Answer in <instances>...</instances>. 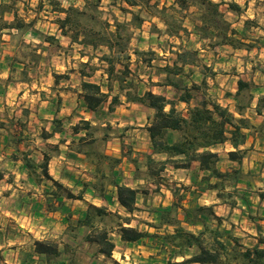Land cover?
Returning a JSON list of instances; mask_svg holds the SVG:
<instances>
[{"label": "trees", "instance_id": "trees-1", "mask_svg": "<svg viewBox=\"0 0 264 264\" xmlns=\"http://www.w3.org/2000/svg\"><path fill=\"white\" fill-rule=\"evenodd\" d=\"M19 1L21 0H0V34L10 33L13 29L22 33L32 31L44 42L60 46L55 35L43 34L34 27V19L26 21V16L19 15ZM82 1L81 5L68 6H62L58 0H48V3L51 11L56 14L54 23L60 35L69 40L68 48L79 46V94L86 109L92 113V119L80 120L85 133L79 138L78 145H84L87 149L81 152V148H78L93 166L91 174L94 181L84 183L81 191L75 195L49 175L48 163L52 155L46 151L37 164L29 158L27 151H23L20 160L27 176L37 180H50L58 189L64 190L65 199L82 200L83 192L88 187L93 190L94 195L105 199L108 186H112L119 205L132 215L138 210L136 201L139 189L119 180L122 176V158L129 159L130 152L121 151L117 157L99 151L94 146L96 138L92 135L97 128L106 132L110 126L106 117L122 101L136 103L151 110L144 127L150 145V152L146 154L148 171L154 172V176L158 177L168 166L174 169L188 168L193 162H197L198 170L203 174L194 178L190 185L180 184L175 188H167L174 196L171 204L149 210L155 215V223H148L149 226L156 230L166 228L163 232L142 231L129 225V216L122 217L119 214L116 215L120 220L116 228H109L103 224L104 218L109 215L103 205L88 204L72 221L73 214L64 208V199H58L57 190L51 191L48 196L54 197L57 202L47 199L45 206L50 211L58 208L64 211V236L75 238L77 231L84 229L82 242L96 246L97 253L106 257H110L115 249L112 232L116 229L123 242H136L149 237L158 242L159 251H170L175 257H182L180 261L167 258L165 264H264V236L261 233L257 234L256 243L252 247H245L238 237L223 227L224 218L215 213L212 205L200 204L198 201L202 193L208 190L214 191L216 197L229 207L237 204L236 198L241 197L237 190L238 183L249 175V171H243L240 167L247 150L244 147L247 131L264 134V119L259 125H253L245 116L254 98L255 85L252 82L239 78L235 92L226 94L233 99V111L221 105L207 92V77L213 80L216 73L211 66L201 63L200 50H214L223 45L250 49V45L238 37V31L225 18L221 10L224 2L174 0L169 6H159V1L112 0L111 4L117 6L122 14L130 15L121 21L113 12L104 10L102 0ZM133 8L139 11L135 12ZM228 8L237 11L240 9L233 3L228 4ZM22 9L27 11V5ZM140 11L157 17L165 26L164 34L179 40L176 44L170 43L167 51L163 50L164 53L172 54L174 59L171 64L157 68L160 78L152 81L148 77V82L153 86L170 87L174 97L170 98L150 89L140 93L134 81L130 68L131 56L134 55L137 62L149 64L156 55L151 49L130 50L134 31L140 29L145 20ZM6 13L12 15L11 21L5 19ZM185 20L190 22V29L185 26ZM151 32L162 33L155 25ZM190 35L196 37L199 47L188 48L183 44V38L189 39ZM146 55L149 58L143 59L142 56ZM32 56L36 63L41 53L34 49ZM84 57L85 61L82 60ZM97 71L106 76L105 90L99 83L90 80ZM20 72L21 81H25V68ZM196 73L200 75L199 81L194 77ZM195 94L198 95V100L192 103ZM179 104H183V108H179ZM262 106L264 95L259 96L256 104L258 114H261ZM52 126V130L44 133L43 137H50L61 131L59 119H52ZM73 130L77 134L79 127L75 125ZM14 142L18 148L21 139L15 138ZM224 144L230 146L228 160L236 162L237 166L223 170L218 167L220 155L215 147ZM54 148L57 149V145ZM153 155L159 156V159H155ZM11 159L17 160L16 155L12 154ZM130 161L135 164L136 159L132 158ZM2 178L3 174L0 172V180ZM155 190H159V185ZM258 196L263 198L264 190ZM250 219L253 221L255 218L250 216ZM63 238L34 240V252L43 258L40 264H81L75 258L76 248ZM190 250L192 252L188 254Z\"/></svg>", "mask_w": 264, "mask_h": 264}, {"label": "rangeland", "instance_id": "rangeland-1", "mask_svg": "<svg viewBox=\"0 0 264 264\" xmlns=\"http://www.w3.org/2000/svg\"><path fill=\"white\" fill-rule=\"evenodd\" d=\"M58 1L62 6L83 3L82 0ZM154 1H159V6H169L174 0H151V3ZM23 2L27 5V11L22 9L25 5ZM111 3L112 0H102L105 11L113 12L121 21L130 17L129 14H122L117 6ZM17 8L19 15L26 16V21L34 19V27L41 33L55 35L60 46L44 42L32 31L10 32L6 43H4L5 36L2 37L3 33L0 34V172L3 174L0 181V252L5 250L3 254L0 253V264H5L4 260L11 263L15 261L13 248L17 246L22 248L19 249L16 261L20 260V264H40L43 258L32 251L34 240L42 238L60 240L59 234L65 224L64 221L60 223L54 217V211L46 208L47 199H54V203L57 202L54 197L50 198L48 193L57 190L58 199H65V194L64 190L58 189L46 178L37 180L27 176L20 160L23 151H27L29 158L35 164L42 160L44 151L55 157V164H52L51 168H64L66 173L63 177L70 186L64 184L65 182L56 181L75 195L81 191L84 183H91L86 179L88 173H92L93 166L81 153L87 149L86 146L78 145L79 138L85 133L80 120L87 117V109L79 94L81 81L78 73L81 61L78 53L79 46L73 45L72 48H68L69 40L60 35L54 23L56 14L51 11L48 0H21L17 2ZM132 10L139 11L137 8ZM140 14L145 20L140 30L134 31L130 50L151 49L156 55L149 64L137 62L133 60L135 56H131L130 68L138 91L141 93L150 89L155 93L174 97L171 88L153 86L148 82V77H151L152 81L160 78L157 68L167 63L171 64L174 59L172 54L164 53L163 50L167 51L170 43L176 44L179 40L166 37L162 33L151 32L153 25L159 29V20L153 19V16L145 11H140ZM4 17L8 21L12 20H9L12 18L9 13H6ZM249 26H251L250 23L238 30V37L248 43L250 49L219 46L214 50L206 48L205 52H199L201 63L211 66L216 73L213 80L208 78L206 73L209 84L207 92L215 99L223 95L224 90L226 94L231 93L229 90L235 85L236 77L255 85L254 96L260 95L259 93L264 90V48L259 50V47H264V35L260 36L258 30H250ZM183 39L186 47L197 48L196 43L199 42L196 39L192 40L190 37ZM34 49L41 53L36 63L32 56ZM142 57L147 59L149 55ZM82 60L85 61L86 58ZM23 68L26 70L25 81H21L20 71ZM194 77L199 81V74L196 73ZM90 80L99 83L105 90L106 79L101 72H95ZM115 91L114 89L113 93ZM228 99L232 97L228 96ZM197 100L198 95L195 94L192 103ZM178 107L183 108V105L179 104ZM150 114L151 110L140 105L127 104L125 101L116 107L114 113L106 117L110 125L106 132L99 128L93 131L92 135L96 138L94 146L99 151L109 155H120L121 151L129 150L130 158H126L123 168L120 167L122 174L127 173V175L119 180L137 187L140 191L137 196L138 210L130 215L116 202L117 200L112 199L114 196L112 189L107 188L103 202L109 215L104 218L103 224L109 228H116L120 222L116 215L119 214L122 217L129 216L131 225L138 229L154 232V229H149L151 227L148 223H155V215L149 210L162 203H164L162 206L171 204L174 196L166 189L178 187L179 178L184 179L183 182L188 180L190 185L194 178L197 179L200 176L194 167L178 171L168 166L158 177L154 176V172L147 170L145 149L148 140L142 125H146ZM54 118L60 120L61 131L50 137H43L44 133L52 130ZM75 125L79 127L77 134L73 130ZM18 137L21 142L16 148L14 139ZM55 145L57 149L54 148ZM78 147L81 148V152ZM116 148L121 151L115 152ZM218 152L220 169L237 166L227 161L222 148L218 147ZM12 154L16 155L17 160L11 159ZM252 154L250 151L244 162L243 169L248 170L249 175L238 183L237 190L241 197L236 198L237 204L234 207L221 206L215 209L225 220L222 223L223 227L238 237L245 247H252L255 244L254 234L261 233L264 236V197L258 196L259 192L264 190V164L259 160L258 155L253 154V157H250ZM59 155L63 157V160L58 158ZM132 158L136 159L135 164L131 163ZM154 158L159 159V156ZM59 160L61 163L57 162ZM36 169L39 171L38 168ZM157 185L162 190H155ZM83 196L89 198L85 192ZM202 200H205L203 201L205 205H213L211 201L216 200L215 193L206 191ZM85 207V202L64 200L66 211H71L76 217ZM56 210L58 213L64 212L60 208ZM250 216H253L256 221H252ZM165 230L167 229L162 228L158 232ZM77 233L75 238L63 236V239L76 248L75 258L81 264H163L167 258L178 261V257H175L172 252L159 251L158 242L149 237H144L135 243H121L112 236L115 249L111 257H106L97 253L96 246L82 242L84 229H79ZM57 235V238L53 237ZM191 252L192 250L188 251V254Z\"/></svg>", "mask_w": 264, "mask_h": 264}, {"label": "crops", "instance_id": "crops-1", "mask_svg": "<svg viewBox=\"0 0 264 264\" xmlns=\"http://www.w3.org/2000/svg\"><path fill=\"white\" fill-rule=\"evenodd\" d=\"M215 1H223L224 2L221 5V10L224 13L225 18L231 23V26L233 28H235L237 31L243 29V27H246V25L248 26V24L250 23L251 24V26H249V29L250 30H252V29L258 30L260 36H263L264 35V0H215ZM160 3H162V1ZM232 3L238 5V7H240V9L237 11V10H232V9L228 8V4H232ZM9 15H11V14H9ZM231 17H233V18H231ZM259 17L261 19H258ZM11 19L12 18H10L9 20H11ZM153 19L159 20L157 17H153ZM159 24H160L159 29L162 31V34L165 35L166 37H168L166 34H164V28H165V26L163 25V23L160 20H159ZM184 24H185L186 27H188V29L191 28V24H190V22L188 20H185L184 21ZM138 30H140V29H138ZM15 31H17V30H14L13 29V30H11V33H14ZM6 33L5 34L4 33L2 34V37L5 36L4 43H6L8 41V38H9V34L8 33L6 34ZM190 39L193 40V39H196V37L194 35H190ZM4 45H6V44H4ZM196 45H197V47H199V43H196ZM222 47H230V46L223 45ZM263 48L264 47L261 46V47H259V50H263ZM200 51L205 52L206 50L205 49H201ZM133 60H135V59H133ZM97 72H101V71H97ZM102 76H103V78H106V76L104 74H102ZM237 79L238 78L236 77V80H235V83H234L235 85L229 90V92H231V93H234L235 92ZM164 88H170V87H164ZM225 94H226V92L224 90L223 95L217 97L216 100L221 105L226 106L230 111H233L234 110V102H233V99H228V96H225ZM259 94L260 95L254 96V98H253V100H252V102L250 104V107L245 112V116L250 119V122L253 125H259L262 122V120L264 119V111H263L264 110V106L261 107V114H258L256 112V104H257L258 98H259V96L264 95V90H262ZM123 102H125V101H122V103ZM126 103L129 104L131 102H126ZM131 104H134L135 105L136 103H131ZM136 105H139V104H136ZM140 106H142V105H140ZM142 107H144V106H142ZM86 112H87V117H83L82 119H85V120L92 119V113L90 111H88V110ZM114 112H115V110L112 113H114ZM92 123H94V122H92ZM144 127H145V125H142V128H143L142 130H143L144 134H146V139L148 140L147 141L148 142V145H147V147L145 149L146 154H147V153L150 152V145H149L148 134H147V132H146V130H145ZM218 147L219 148H222L224 150L225 157H227V152H228V150H230V146L228 144L217 145L215 147V150L218 151ZM244 147L247 150H246V154H245V156L242 159L241 164H240V167H241V169L243 171H248L246 169H243L244 168L243 166L245 164L244 162L247 159V154L250 151H251V153L260 156V159L259 160H261V162L264 164V134L263 133L256 132V131H253V130L247 131V139H246V143H245ZM114 150H115V152H117V150H120L121 151V149H119V148L118 149L116 148ZM253 154L250 157H253ZM113 156L119 157L120 155H116L115 154ZM155 156H157V155H153L152 157H155ZM54 158L55 157H52L49 160V163H48V173H49V175L54 180H58L59 182H65L66 179L63 176L66 173V170L64 168H62V167L61 168H58V169L51 168V165L52 164H55ZM58 158H61L63 160V157H61L60 155L58 156ZM55 161H56V159H55ZM125 161H126V158H122L120 167L122 166V168H123V165L125 164ZM227 161L230 162L231 165H234V166L236 165V162H232V161L228 160V158H227ZM57 162L58 163H61L60 160L57 161ZM250 163L252 164V161ZM251 164H250V166H251ZM189 167L190 168L191 167H194L196 169V172L197 173H200V176L203 174L202 171L198 170V163L197 162H193ZM189 167L188 168H178V171L187 170V169H189ZM126 175H127V173L126 174L124 173V175L122 174L121 177L126 176ZM121 177H120V179H121ZM87 180H89L90 182H93L94 181V179L92 178V174L91 173L90 174L88 173L86 181ZM178 180L180 181V182H178V185H180V184L188 185L189 184L188 183V180H186L184 182L182 181V180H184L182 178H179ZM0 181H2V179ZM139 181H141V180H139ZM64 184L68 185V183H66V182ZM68 186H70V185H68ZM108 188L112 189V193L114 194V196L112 197V199L117 200L116 199V194H115V188L112 187V186H108ZM133 188H137V187H133ZM160 190H162V189H159V191ZM166 191L169 192L168 189H166ZM206 191H208V190H206ZM84 192L86 194H88V197L89 198H86V197L83 196V199L82 200H80V199H67V200H73V201H77V202H85L86 203V207H87L88 204H94V205H97V206H101V205L106 206L105 203L103 202V198L94 195V192H93V190L90 187L86 188L84 190ZM205 192H203L202 195L200 196V198L198 199V201L200 202V204H204L205 203V202H203L205 200H202V196H203V194ZM211 192H214V191H211ZM139 193H140V191H139ZM215 198H216V200L211 201V203L213 204L212 207H213L214 211H215V209L217 207H221V206H224L225 207V206H228L226 203L220 201L216 197V195H215ZM137 199H138V197H137ZM136 205H137V201H136ZM162 205H164V203H162ZM215 213L218 216H221L218 212L215 211ZM54 217L60 223H61V221L62 222L64 221V223H65L64 226L62 227V231L59 234V236H60L59 239H62L63 236H64V230L66 228V220L64 219V214L63 213H60V212L58 213V210H56V211H54ZM75 218H76V216L73 215L71 219L74 220ZM253 221H256V219H254ZM124 225H127V224L124 223ZM129 225L130 226H134V225H131V223ZM149 229H154V228L151 227ZM154 231L158 232V230H156V229H154ZM112 236L116 237L117 240L120 241L121 243H126V242H123L120 239V235L117 232V230H114L112 232ZM254 236H255L254 240H255V243H256V240H257L256 237H257V235L254 234ZM53 237L54 238H57L58 235L57 236H53ZM138 241H140V240H138ZM129 243H135V242H129ZM21 248H22V246H17V247H14L13 248V250L15 251V253H14V257H15L14 260L15 261L13 263L9 262L8 260H4L3 262L5 264H20V260L16 261L17 260L16 257H17V255L19 253V249H21ZM4 251L5 250H2L0 253L3 254ZM32 251H33V253H35L33 247H32ZM147 254H151V253H147ZM181 259H182V257H178V261H180ZM176 260L177 259H174V261H176ZM163 264H165V262Z\"/></svg>", "mask_w": 264, "mask_h": 264}]
</instances>
